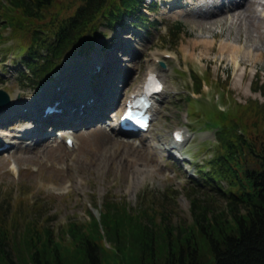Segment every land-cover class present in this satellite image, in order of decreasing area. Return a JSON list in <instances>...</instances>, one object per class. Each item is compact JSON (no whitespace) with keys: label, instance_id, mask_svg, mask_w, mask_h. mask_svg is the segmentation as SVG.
Wrapping results in <instances>:
<instances>
[{"label":"rangeland","instance_id":"374dc122","mask_svg":"<svg viewBox=\"0 0 264 264\" xmlns=\"http://www.w3.org/2000/svg\"><path fill=\"white\" fill-rule=\"evenodd\" d=\"M154 1L155 10L142 8L156 21L148 31L130 23L101 27L104 36L95 40L87 58L76 53L65 56L36 89L17 84L18 40L6 28L0 32V89L8 96L7 106L0 107V140L12 145L0 151L4 219L9 221V214L20 206L25 217H34L56 234L67 220L86 221L88 213L98 218L106 197L133 208L141 197L158 203L160 194H165L172 202L166 207L171 220L189 222L190 195L203 192L201 196L220 199L195 175L196 164L203 165L215 142L213 127L204 125V114L212 113L210 106L228 107L232 116L241 115V110L254 121L253 106L264 108V94L251 89L254 78L264 82V0ZM175 20L184 24V32L171 42L164 34ZM160 52L166 56L152 61ZM94 67L100 70L95 76ZM151 67L158 69L163 82L157 111L146 131L123 137L117 116ZM190 71L208 77L209 84L203 83L200 93L191 91ZM57 82L72 98L78 92L84 99L87 93L94 98L95 92L100 93L88 112L78 111V121H83L72 116L62 125L30 122L29 112H18L49 99ZM189 94L197 101L187 100ZM111 95L113 103L100 116ZM249 105L250 111L245 108ZM31 125L37 128L33 131L37 140L21 134ZM176 129L190 135L174 148L169 144ZM65 135L74 139L72 146L63 142ZM6 227L10 228L8 222Z\"/></svg>","mask_w":264,"mask_h":264},{"label":"trees","instance_id":"16d2710c","mask_svg":"<svg viewBox=\"0 0 264 264\" xmlns=\"http://www.w3.org/2000/svg\"><path fill=\"white\" fill-rule=\"evenodd\" d=\"M143 7L156 9L143 0H0V32L6 28L18 40L24 67L16 70L17 84L36 89L65 56H88L104 36L101 27L130 23L148 31L156 21ZM183 32L175 20L164 35L174 42ZM189 76L192 92L209 84L205 74ZM251 89L264 94V82L254 78ZM210 108L204 125L214 127L215 142L196 174L219 200L190 195L185 222L171 220L165 194L158 203L141 197L133 208L106 197L98 218L67 220L56 234L20 206L9 221L0 207V264H264V108L253 106L254 121L238 108L241 115L234 116L228 107Z\"/></svg>","mask_w":264,"mask_h":264},{"label":"bare ground","instance_id":"6f19581e","mask_svg":"<svg viewBox=\"0 0 264 264\" xmlns=\"http://www.w3.org/2000/svg\"><path fill=\"white\" fill-rule=\"evenodd\" d=\"M239 3V2H238ZM163 55V53H159V54H157V55H155V54H153V56L151 57V59H152V61H155L157 58H160L161 56ZM148 72H150L151 74H150V76H152V74H155V68L154 67H151L149 70H148ZM148 73H146V75H147ZM156 76H157V73H156ZM161 76V75H160ZM159 77V76H158ZM105 81V80H104ZM144 82H145V77H144V79L142 80V82L139 84V85H137L136 86V89H133L129 94H128V97H130V95L131 94H136V92L138 91V90H140L141 88H142V86H143V84H144ZM106 91V90H105ZM83 93H84V91H83ZM111 93V92H110ZM80 93L78 92V94L77 95H79ZM93 93L91 92V94H90V96H89V101H88V103H85V106L83 107V109L82 110H85V109H89L90 107H92V106H94V104L97 102V100H99V98H100V93H98V92H95V94H96V98H94L93 96H91ZM64 95H65V97H72V95L71 94H67V93H64ZM86 95H88V93L86 94ZM74 97H76V96H74ZM115 98V96L114 95H111V98H110V102H109V104L111 105V102L113 101V99ZM156 98H159V94H156L155 96H153V103H152V105H151V107H152V111H153V113H155L156 111H157V107H156ZM102 99V98H101ZM102 101V100H101ZM42 102H43V100H42ZM42 102H39V104H41ZM74 102V100L73 99H71V100H69V99H66V101L64 102V99L63 100H61V101H58V105H59V107L60 108H64V112L61 114V116H63L64 118H67L68 116H69V118L71 119V117L73 116V117H75L74 119L75 120H77V122H80V121H83L84 119H82V120H80V121H78V119H81V118H79V116H81V115H78V112H77V110H75V111H72L73 109H72V107H71V104ZM113 103V102H112ZM107 104H104V106H106ZM40 107V106H39ZM101 107V106H100ZM107 107H108V105L101 111V115L100 116H104L106 113H104V112H106L105 110L107 109ZM30 111L31 112H33V113H35V114H37L38 115V104L36 103V104H34V105H32L31 106V108H30ZM86 111V110H85ZM84 111V113H86ZM73 112H76V113H73ZM73 113V114H72ZM71 114V115H70ZM4 115H6V114H4ZM76 115L78 116V117H76ZM103 119V118H102ZM72 120V119H71ZM91 120V119H90ZM69 122V121H68ZM78 124V123H77ZM39 125V124H38ZM66 126H71L70 124H66ZM37 127V126H36ZM39 127V126H38ZM37 128H35L34 127V125H32V128L29 130V129H27V128H24V129H22L21 130V134L23 135V136H26V135H30V136H32V137H34V135H35V133H33V131H35ZM35 138V137H34ZM33 139V138H32ZM25 140V139H24ZM37 140V139H36ZM46 140V139H45ZM104 140H106V138L104 139ZM169 146L170 147H178V146H180V143H178V142H176V140H174L173 138L172 139H170V144H169ZM8 148V147H7ZM6 148V149H7ZM5 149V150H6Z\"/></svg>","mask_w":264,"mask_h":264},{"label":"water","instance_id":"95a60500","mask_svg":"<svg viewBox=\"0 0 264 264\" xmlns=\"http://www.w3.org/2000/svg\"><path fill=\"white\" fill-rule=\"evenodd\" d=\"M7 104H8V96L5 91L0 89V107L3 105L7 106Z\"/></svg>","mask_w":264,"mask_h":264}]
</instances>
